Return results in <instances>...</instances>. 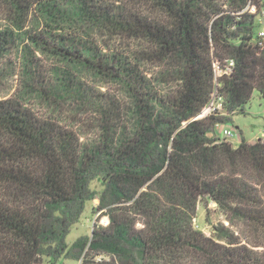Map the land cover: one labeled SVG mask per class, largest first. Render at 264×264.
Here are the masks:
<instances>
[{
  "label": "trees",
  "instance_id": "trees-1",
  "mask_svg": "<svg viewBox=\"0 0 264 264\" xmlns=\"http://www.w3.org/2000/svg\"><path fill=\"white\" fill-rule=\"evenodd\" d=\"M5 1L18 26L29 8L39 9L44 30L25 33L34 47L122 83L135 124L117 134L104 111V134L82 146L56 121L0 101V264L78 259L86 246L119 256L108 264H264V252L247 250L229 228L212 230L222 244L192 225L199 199L206 198L230 223L260 233L264 246V136L241 139L235 149L210 137L216 124L243 113L253 92L264 99V50L252 45L258 14L244 11L249 4L259 13L261 0H70V14L49 0ZM65 15L141 40L147 52L104 54L95 42L57 28ZM16 37L0 32V58ZM230 62L232 73L217 76L215 66L224 71ZM146 63L164 64L176 88L151 94L141 69ZM215 91L223 116L218 110L203 116ZM94 195L100 209L111 198L129 200L144 215V229L131 233L124 220L110 217L108 227L91 228L90 236L68 245L66 236ZM82 264L94 263L85 258Z\"/></svg>",
  "mask_w": 264,
  "mask_h": 264
},
{
  "label": "rangeland",
  "instance_id": "rangeland-1",
  "mask_svg": "<svg viewBox=\"0 0 264 264\" xmlns=\"http://www.w3.org/2000/svg\"><path fill=\"white\" fill-rule=\"evenodd\" d=\"M49 1H53V4L63 13L70 14L73 10L70 0ZM246 8L244 11L252 14ZM25 13L22 24L18 26L19 19L15 9L7 1L0 0V32L9 29L19 36L14 39V45H11L0 58V101L18 102L23 108L31 110L37 118L56 121L59 125L73 131L82 146H90L104 134L102 126L107 124L103 117L104 111H110L112 120L108 123L113 126L117 134L124 128L128 132L133 131L135 116L131 112L134 106L129 90L122 83L106 75H97L81 65L59 61L51 54L34 47L25 33L42 32L44 20L36 6L29 8L27 14ZM254 14L259 16L257 10ZM60 26L66 32H76L82 41L89 42L91 45L95 42L104 54L124 51L131 56L139 52H147V45L141 40L119 36L112 30L108 31L80 22L71 15L62 16V21L57 28ZM141 69L146 72L151 94L157 89L162 94H168L176 88V83L167 76L164 64L146 63L141 66ZM216 75L218 76V72ZM211 103L212 99L209 105ZM220 112V116H223V111ZM223 125L233 133L230 142L235 146L241 139L253 141L263 137L264 99L259 98L257 92H253L243 113L231 116L230 122ZM217 131L218 128L214 127L210 134L211 139L218 138ZM214 143L219 144V142ZM91 188L98 193L102 191L98 184H93ZM145 189L146 187L140 192ZM92 198V201L87 203L78 223L66 236L65 241L68 245L79 237L90 236L91 228L99 231L108 227L110 217L124 220L131 233L144 229V215L137 212L128 203L129 200L111 198V205L100 209L97 195ZM228 218L213 202L201 198L193 213L192 225L205 237L214 238L216 243L222 244L224 243L217 241V235H214L212 230L214 227L224 226L235 232V237L247 250L256 253L264 252V246L260 245L263 241L260 233H255L252 228L238 220L230 223ZM125 250L133 257L134 248L127 245ZM85 258L91 259L94 264H108L112 262L111 260H119V256L113 251L99 249L91 252L86 246L78 259H73L71 256L42 258L39 264H51L52 261L54 264H82Z\"/></svg>",
  "mask_w": 264,
  "mask_h": 264
},
{
  "label": "built area",
  "instance_id": "built-area-1",
  "mask_svg": "<svg viewBox=\"0 0 264 264\" xmlns=\"http://www.w3.org/2000/svg\"><path fill=\"white\" fill-rule=\"evenodd\" d=\"M226 5L227 4L225 3L224 6L226 7ZM247 8L252 14H254V12L256 11L255 6H250L248 4ZM258 23H259V30L256 33V36L252 42V45L258 50H264V1L263 0H261V11L259 12V16H258ZM215 70H216V73L218 72V76H220L221 74L229 75L233 71V64L230 62L226 66L224 71H220L217 66H215ZM221 103H222L221 97L218 96V94L215 91V93L212 96V103L211 105H209L208 108H206L203 116H208L214 110L221 111ZM215 127L218 128V131H217L218 138H215L216 142H219V143L222 141L227 142L231 144L234 149L238 146L239 143L235 146L232 142H230L233 136V133L228 127H225L223 123L216 124Z\"/></svg>",
  "mask_w": 264,
  "mask_h": 264
}]
</instances>
